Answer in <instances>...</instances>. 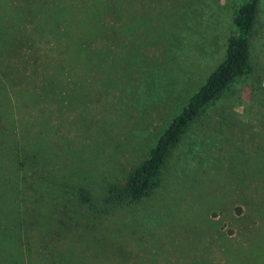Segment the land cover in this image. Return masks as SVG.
<instances>
[{
  "label": "rangeland",
  "instance_id": "obj_1",
  "mask_svg": "<svg viewBox=\"0 0 264 264\" xmlns=\"http://www.w3.org/2000/svg\"><path fill=\"white\" fill-rule=\"evenodd\" d=\"M243 2L4 0L0 264H264V0L253 73L189 126L159 188L107 202L224 61ZM15 38L33 49L10 70Z\"/></svg>",
  "mask_w": 264,
  "mask_h": 264
},
{
  "label": "trees",
  "instance_id": "obj_2",
  "mask_svg": "<svg viewBox=\"0 0 264 264\" xmlns=\"http://www.w3.org/2000/svg\"><path fill=\"white\" fill-rule=\"evenodd\" d=\"M25 1L29 3L28 12L35 13L34 9L37 8V6L35 5L32 7L35 0ZM261 1L262 0H244L243 4L240 5L235 18L236 32L229 40L224 61L210 75L206 84L191 98L181 114L178 115L165 130L157 145L151 150L149 158L131 172L125 188L120 189L114 187L109 190L107 202L112 208H117L124 203H128L129 205L138 203L148 197L155 189L159 188L166 161L172 151L182 141L189 126L201 116L202 112L209 105L222 97L234 82L241 77L249 76L253 73L252 37ZM0 16H4V0H0ZM13 40L12 43L6 42V46L8 47L7 53L10 59V70H13L15 65L13 62L17 59L27 64L26 58H22L21 55L25 52H32L33 49V45L28 39L15 38ZM2 58H4V55L0 53V59ZM3 66L4 59L0 61V69L2 67L0 70L1 73L4 72ZM12 74V71H10L8 76L11 77ZM22 81L20 82L21 86L26 87V89L30 87L31 82L29 81V77H26L24 82ZM13 82V78H9L7 83L14 84ZM7 83L4 84V81H0V97H3V99L4 86L7 93H11ZM25 106L28 107V104ZM0 110H4V101L1 100ZM9 111L12 112L13 109ZM0 123H2L1 120ZM2 126L4 127L3 123ZM2 132L3 130L0 124V136H2ZM2 164L4 165V160ZM81 197L84 203H89L91 201L90 194L85 190L81 192ZM1 214L2 212L0 213V219L4 222V216ZM17 222L18 220H16L15 227ZM1 225L2 222L0 220V227ZM8 257L9 259H6V261L4 260V264H25L15 258Z\"/></svg>",
  "mask_w": 264,
  "mask_h": 264
}]
</instances>
